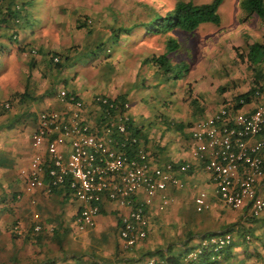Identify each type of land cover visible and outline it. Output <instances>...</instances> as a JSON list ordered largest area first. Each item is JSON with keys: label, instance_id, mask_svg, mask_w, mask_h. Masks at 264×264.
I'll return each mask as SVG.
<instances>
[{"label": "rangeland", "instance_id": "rangeland-1", "mask_svg": "<svg viewBox=\"0 0 264 264\" xmlns=\"http://www.w3.org/2000/svg\"><path fill=\"white\" fill-rule=\"evenodd\" d=\"M35 1L43 2L39 6L33 4ZM177 1L49 0L48 13L47 0H34L31 3L33 5H30L28 9L37 13L29 12L25 27L28 30L30 28H45L44 25L48 27L51 17V20H54L51 24L58 28L56 30L49 28V31L39 34L36 48L31 47L26 58H29V55L38 54V49L41 46L59 45L63 51L61 63L64 64V68L55 70L54 73L49 72V80L53 81L51 89L54 93H58L61 88H66L81 96L85 94L113 96L114 92L110 88V83L117 82L119 76L115 74L114 70L121 71L128 63L127 67H133L129 73L135 74L137 82L141 83V86H138L128 97L129 113L134 124H142L146 129L155 130L159 127L162 128V123H166V121L162 122L164 117H168L166 118L168 122L172 117L178 121L181 120L183 124L186 120L184 118L195 121L206 116V113L218 109L223 105L224 99H231L233 95L247 91L254 84L253 71L245 61H241L236 56L234 49L237 48L240 53H245L249 43L262 42L264 22L257 16H251L244 20L245 14L241 0H224L218 8L220 17L218 25L205 23L192 32L181 29L165 33L147 31L146 23L150 18L155 14H165L174 7ZM185 1L209 3L212 0ZM43 6L45 11L39 13L38 9ZM33 15H36L35 19L32 18ZM81 17L91 19L90 33L77 29L76 22ZM57 19H59L58 22ZM32 24L36 27H31ZM119 28L131 30L129 34L121 33L119 40L115 41L112 35ZM169 39L175 40L178 44L176 50L168 53L171 64L174 65L169 72L163 73L152 63L143 62L152 55H161L167 52L166 45ZM86 47H90V49L88 50ZM31 50H35V53ZM92 50L94 52H91ZM76 52L77 54H75ZM30 60L23 59L24 62H27L26 67L29 72L31 67L28 68V62ZM146 68L149 70L144 72ZM262 69L264 71V63ZM123 74H125L124 71L120 76L123 77ZM138 76L140 77L138 78ZM6 103L10 104V109L18 106L27 112L22 115L16 114V122L10 120L0 123V128L6 127L7 130L21 132L22 138H25L27 143L31 118L33 119V115H36L46 105L27 106L28 102L20 101L18 97L3 100L0 107L4 108L3 105ZM14 111L17 110L14 109ZM91 112L95 116L99 113L95 108H92ZM148 132L151 131L148 129ZM188 155L192 159L189 152ZM186 162L191 163L192 171L202 167L201 163L194 159ZM200 190L207 191L209 189L204 185L201 188L197 186V192ZM73 200L80 203L76 198ZM194 212H192L193 219L202 214L205 215L203 211L194 217ZM110 218L112 217L110 216ZM112 219H110V223ZM211 219L204 217L199 223L208 222ZM172 221L170 227L176 233L180 230L182 221L174 219ZM69 224V235L74 240L71 241V248L68 250L81 256L77 259L58 260L56 264H88L85 260L91 261L93 258L112 260L118 248L125 256L136 253V250L129 251L135 249L136 245L129 250L122 247L121 240L119 237L117 238L115 227H107L105 223L100 222L96 229L94 227L93 230L79 231L74 222L70 221ZM184 225L186 229L190 230L191 228L194 232L193 223ZM166 233L169 234L170 231H166ZM172 239V241L177 240L174 236ZM199 241L200 238H192L190 242L196 246ZM20 250L21 254L27 252L29 257H31V253L39 254L34 251V247H29L26 250L20 248ZM156 257L159 258L157 255ZM145 260L138 259L134 262L122 263L111 261L102 264H144ZM39 263L43 264L40 260L34 264Z\"/></svg>", "mask_w": 264, "mask_h": 264}, {"label": "built area", "instance_id": "built-area-1", "mask_svg": "<svg viewBox=\"0 0 264 264\" xmlns=\"http://www.w3.org/2000/svg\"><path fill=\"white\" fill-rule=\"evenodd\" d=\"M53 59L58 61V57ZM56 97L62 108L44 110L37 116L31 134L35 153L29 169L21 171L24 190L68 191L80 201L74 219L79 231L94 228L104 200L115 203L124 209L118 215V237L124 249L133 248L147 237L144 222L150 206L157 200L158 211L167 209L172 202L167 188L184 187L176 171L187 172L191 163L157 165L141 146H135L137 138L127 131L132 118L129 101L118 103L95 94L87 102L65 88ZM239 103L241 107L236 109L232 103L230 108L223 104L192 124L190 154L208 173L225 205L247 208L258 218L264 216V88L257 87L250 101L241 98ZM91 108L99 112L95 116L99 124H91L85 117ZM206 195L200 191L195 196L197 211L209 207ZM30 228L33 232L45 228L37 211L31 214ZM12 230L22 236L23 222L15 220ZM232 240L230 233L200 238L176 263L150 256L144 264H192L204 247L217 251Z\"/></svg>", "mask_w": 264, "mask_h": 264}, {"label": "crops", "instance_id": "crops-1", "mask_svg": "<svg viewBox=\"0 0 264 264\" xmlns=\"http://www.w3.org/2000/svg\"><path fill=\"white\" fill-rule=\"evenodd\" d=\"M42 2L35 1L33 4L41 6ZM46 5L47 12L49 13V0H47ZM40 11H45V7L39 8L38 12L40 13ZM28 12L33 14L37 13L33 12V10ZM35 17L36 15H33L32 18L35 19ZM58 21L59 19H57ZM51 22H54V20H51L50 17L48 27L44 25L43 27L45 28H30L28 30L25 27L26 22L24 20L14 29L17 33L14 34V38L11 37L14 33L13 30L0 28V103L3 100L19 97L20 101L28 102L26 104L27 106H34L36 104L46 105L36 115H33V119L31 118L29 129L30 142L28 141L26 143L25 138H22L23 135L19 131L7 130L6 127L0 128V264H29L31 262L34 264L38 260L42 261L43 264H56L58 260L77 259L81 256L76 252L71 253L68 250L71 248V241L74 240L69 235V223L70 221L75 223L74 219L81 206L80 203L73 200L74 197L62 188H57L49 194L45 193L42 189L26 192L24 190L25 178L21 174L22 170L27 171L29 169L31 159L35 153V148L31 142V134L36 127L38 114L44 110L62 108V104L56 97L57 92L54 93L51 89L53 87V81L49 80V72L54 73L55 70H62L64 68V64H62V68H58L54 66V63H50L49 60L53 52H58L61 55L56 57H61L59 58V62H62L63 51L60 46L57 44H48L41 46V48L39 47L40 49L37 48L39 51L38 54L29 55V58L27 57L31 59L28 62V68L31 67L30 72L26 67L27 62L23 61V59L28 60L26 56H28L29 49L38 44L37 38L39 34H42L43 31H49V28L52 30L58 28L57 26H53ZM31 27H36V25L32 24ZM86 48L88 50L90 49V47ZM91 52L94 51L92 50ZM143 62L147 63L145 61ZM127 66L128 63H126L124 69L121 71L114 70L115 74L119 76L117 82L110 83V88L114 92L111 98L122 95L128 99L129 95L138 86H141V83L137 82L135 74L132 75V73H129L133 67L129 68ZM148 70L149 68H146L144 72ZM123 71L125 74L121 77L120 75ZM101 79L103 80V78ZM67 90L74 92L69 89ZM22 93L27 94L28 97L21 99L20 94ZM93 95L85 94L79 96L89 102ZM14 109L18 112L14 111ZM91 110L92 108L86 110L85 117L93 124L97 118H95ZM25 112L27 111H24L22 107L19 108L18 106L10 109V104L7 109L0 107V123L9 122L10 120L16 122V114L19 113L22 115ZM211 113H206V116ZM166 118L168 117L163 118L162 122L166 121V123H162V128L159 127L155 130L148 128L151 131L150 133L144 125L134 124L141 129V135H144V146L151 153L153 162L157 165H164L168 162L179 164L192 160L188 155V152L190 153L191 150L190 128L196 120L191 121L184 118L186 120L184 122L185 124H183L181 120L178 121L171 117L168 122ZM187 121L190 126H187ZM179 124H183L184 127L181 129L178 128ZM176 175L184 183V187L175 188L169 186L167 188L166 193L172 198V202L163 213L156 208L157 200L150 206L144 222L147 237L136 244L135 249H128L129 251L136 250V253L125 256L122 254L120 248H118L112 260L93 258L91 261L85 260V262L88 264H102L111 261L120 263L134 262L138 259L144 261L150 257V254L155 253V250L161 249L166 252L169 246L173 248L171 251L172 254L178 253L182 256L184 248L189 249L195 246V244L190 242L192 238H200L207 232H217L223 226L228 227L234 222H240L244 225L249 224L247 221L250 216L249 210L247 208L236 209L225 205L216 195L214 185L208 173L201 166L193 171H176ZM202 185L207 186L209 189L206 191V202L209 207L203 210L205 215L202 214L200 217H195L199 212H203L196 210L194 202L195 196L202 191L197 192V186L201 188ZM31 200H35L34 205H32ZM123 210V208L118 207L115 203L104 200L101 212L96 217L95 229L100 222H103L107 227H115L118 238V215L119 211ZM191 210L195 211V219H193V211ZM33 211L40 213L45 229L49 233L44 232L39 242L36 243L25 241L23 237L13 238L10 232L11 225L15 220L20 219L24 227L29 228ZM204 217H210L214 220L211 219L208 222L203 221V223H199ZM110 219H112V224L110 223ZM173 219L175 221H182L180 230L177 231L178 233H175V230L170 227ZM183 223H193L194 232H192L191 228L190 230L186 229ZM166 231H170V233L168 234ZM172 236L175 239L177 238V240L172 241ZM169 239L171 240L169 241ZM29 247H34V251L39 252V254L34 255V253H31V257L27 255V252L21 254L20 248L26 250Z\"/></svg>", "mask_w": 264, "mask_h": 264}, {"label": "trees", "instance_id": "trees-1", "mask_svg": "<svg viewBox=\"0 0 264 264\" xmlns=\"http://www.w3.org/2000/svg\"><path fill=\"white\" fill-rule=\"evenodd\" d=\"M33 1L34 0H0V28L14 31L18 24H21L24 20L26 21L27 14H29L28 11H30L28 6H30ZM223 1L224 0H212L209 3H194L192 1L178 0L174 7L165 14L153 15L146 23L147 31L150 30L154 33H165L174 29H181L187 32H192L205 23L218 25L220 23L218 8ZM241 6L245 14L244 20H247L251 16H257L262 22H264V0H241ZM88 20L90 22H88ZM91 24V19L81 17L77 19L76 27L79 30H84L87 33H90ZM130 30L131 29L119 28L114 32L112 38L115 41H118L121 33L129 34ZM14 34L17 33L14 31L11 36L12 38L15 37ZM166 46L167 52L162 53L161 55H152L144 60L145 62H150L157 66L163 71V73L169 72L172 67H174V65L171 64L168 53L176 50L178 44L175 40L169 39ZM234 50L236 56L241 61H245L254 73V84L247 91L233 95L231 99L223 100L224 105L230 108V103H232L234 105L233 107L236 109L241 107V104L239 103L241 98L248 102L250 101L253 91H255L257 87L264 88V71L262 69V64L264 63V39L262 42L253 41L252 43H249L245 53H240L237 48ZM59 55L61 54L53 52L49 60L50 63H54V66L62 68L63 65L59 62V58L61 57H58V61H54L53 59ZM66 59H68V57H66ZM20 96L21 99L28 97L25 93L20 94ZM113 99L118 103L128 101V99L122 95ZM94 123H98V121H95ZM187 126H190V124L188 123ZM183 127V124L178 125V128L180 129ZM127 131L129 136H135L137 138V144L135 146H141L151 157V153L144 146V135H141V129L139 126L134 125L132 118L128 124ZM247 221L249 223L248 225L234 222L228 227L223 226V228L217 232L204 233L200 238H211L230 233L233 236V240L230 244L217 251H214L212 247H204L202 253L192 264H264V216L257 218L250 215ZM12 225L10 227V232L13 238L23 237L25 241L33 243L39 242L41 235L44 234V232H47L45 228L39 232H33L30 227H24L23 235L19 236L12 230ZM118 225L119 218L117 227ZM194 247L189 249L184 248L182 256ZM172 249V246H169L166 252L157 249L155 250V253L150 254V256L156 257L157 255L167 263H176L182 256L178 253L172 254Z\"/></svg>", "mask_w": 264, "mask_h": 264}]
</instances>
